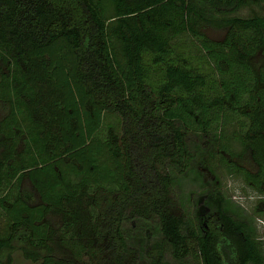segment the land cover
Here are the masks:
<instances>
[{
	"label": "trees",
	"instance_id": "obj_1",
	"mask_svg": "<svg viewBox=\"0 0 264 264\" xmlns=\"http://www.w3.org/2000/svg\"><path fill=\"white\" fill-rule=\"evenodd\" d=\"M205 1L228 13L264 0ZM215 166L264 185V13L0 0L2 264L14 249L32 264H264ZM190 172L213 178L185 191ZM206 212L218 217L208 228ZM127 217L155 219L157 236L132 244Z\"/></svg>",
	"mask_w": 264,
	"mask_h": 264
},
{
	"label": "rangeland",
	"instance_id": "obj_2",
	"mask_svg": "<svg viewBox=\"0 0 264 264\" xmlns=\"http://www.w3.org/2000/svg\"><path fill=\"white\" fill-rule=\"evenodd\" d=\"M193 1L199 4L204 9L205 15L209 17H220L223 15H237L241 17H247L255 13H264V1H260L258 3L248 2L236 10L228 13L213 11V9L206 3L205 0ZM203 31L208 37L219 39L224 34L225 29H216L205 25L203 27ZM261 60L262 56L259 53H257L253 58V61L255 62L254 64H260ZM238 162L247 170H254L255 164L247 155H244L238 159ZM213 171L218 181L220 180L222 183V190L224 193L241 207L242 212L245 215V220L250 223L255 234L260 237L262 242H264V185L261 187V190H257L250 184L245 183L239 176H229L225 174V172L219 166L213 167ZM203 176L204 178L202 179L199 175L190 172L184 179H181L180 177L181 182H179L184 185L185 191H187L188 188L193 190L195 187L200 186L198 185L199 181L204 180L205 178H213L210 177V174L204 172ZM196 194H193L192 197L193 204L197 203ZM170 200L173 202L175 201L173 197L170 198ZM122 229L131 243L137 245L138 247L142 243L139 241H141L143 232L145 230L147 231V234H157V224L155 219H147L146 222H143L137 218L127 217V219L123 221ZM1 259L2 258H0V264H2ZM9 264H32V262L24 259L20 255L19 251L14 249L11 252V260ZM194 264L196 263L194 262Z\"/></svg>",
	"mask_w": 264,
	"mask_h": 264
},
{
	"label": "flooded vegetation",
	"instance_id": "obj_3",
	"mask_svg": "<svg viewBox=\"0 0 264 264\" xmlns=\"http://www.w3.org/2000/svg\"><path fill=\"white\" fill-rule=\"evenodd\" d=\"M246 169V168H245ZM256 170V165L254 167V170L251 172H254ZM202 217V225L205 228H208L209 225L211 226L212 224H215L216 220H217V216L214 214V212H206L203 215H201ZM260 239V237H258Z\"/></svg>",
	"mask_w": 264,
	"mask_h": 264
}]
</instances>
